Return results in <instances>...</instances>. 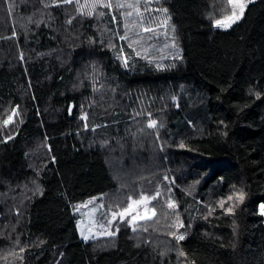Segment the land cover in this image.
I'll return each instance as SVG.
<instances>
[{
  "label": "trees",
  "instance_id": "obj_1",
  "mask_svg": "<svg viewBox=\"0 0 264 264\" xmlns=\"http://www.w3.org/2000/svg\"><path fill=\"white\" fill-rule=\"evenodd\" d=\"M94 2L0 0V264H264V0ZM162 181L81 237L77 203Z\"/></svg>",
  "mask_w": 264,
  "mask_h": 264
},
{
  "label": "rangeland",
  "instance_id": "obj_2",
  "mask_svg": "<svg viewBox=\"0 0 264 264\" xmlns=\"http://www.w3.org/2000/svg\"><path fill=\"white\" fill-rule=\"evenodd\" d=\"M254 1L256 0H252V2ZM249 4L250 3H248L247 6ZM229 15H231V13ZM225 17L220 18L218 20H223ZM235 23H233L230 27H217L216 24L215 26L219 29L226 30V29L231 28ZM12 119H13V116H12ZM160 185H161V188L156 195H151V196L148 194L143 195V197L147 198L146 200L142 199L143 197L139 199H132V200L130 199L131 201H138L139 203L135 205H131V201H130L128 207L131 205V207L134 210L130 212L129 214H126L123 218H121L119 213L123 211L124 209L118 210V209L109 207L104 201V195H96V196L86 199L83 202L77 203L74 207V211L78 217L77 226H78L81 237L84 239V237L87 236L88 237L87 240H91V239H97L101 237L112 236L115 233L114 223L117 220L124 221L127 219L129 224L134 226L142 221L151 219L156 214L154 207H152L153 200L156 196H159L162 194V198H166L171 203H173V197H172L173 185L169 184L168 181H165V182L162 181ZM263 202L264 200L261 201L260 205ZM114 212L117 213L115 218H113V215H112V213ZM133 216H135L136 218L133 219ZM109 221H111L110 224H109ZM108 233H112V234L109 235Z\"/></svg>",
  "mask_w": 264,
  "mask_h": 264
},
{
  "label": "snow or ice",
  "instance_id": "obj_3",
  "mask_svg": "<svg viewBox=\"0 0 264 264\" xmlns=\"http://www.w3.org/2000/svg\"><path fill=\"white\" fill-rule=\"evenodd\" d=\"M62 2L63 3H73L74 0H62ZM76 2L78 3V0H76ZM251 2H252V0H228V3L233 6L232 7V11H231V15L226 16L223 20H217V21H215L216 26L217 27H230L233 23H235L236 21H238L239 19L242 18L243 14H244V10H245L247 4L248 3H251ZM97 4H100L102 6L111 7L110 0H109V3H107V4H104V0H95V2L91 5V7L92 8H95L97 6ZM81 7H83V5ZM117 7H124V5L117 4ZM129 7H131V5H129ZM163 11L164 12H167V9H163ZM91 14H92L91 11H89L87 13V15H91ZM129 15H131V13H129ZM70 22L71 21H69V23ZM165 23H166V21H165ZM145 30L146 31H151L152 29H145ZM125 63H126V61H125ZM257 95H259V94H257ZM14 115H16L15 110L13 111V113H12L11 116H9L7 119L4 120L3 123L5 125L11 123L12 122V116H14ZM155 125H156V121L153 120L150 123L149 127H155ZM225 135H226V133H225ZM236 195H237V199L239 201L242 202L244 200V194L242 192L241 193H238ZM142 199H145L146 200L147 198L146 197H143ZM227 199L228 200H232L233 197L229 196ZM137 203H139V202L138 201H131V205H135ZM131 205L128 208L124 209L123 211H121L119 213V215L121 216V218H123L126 214H129L130 212H132L134 210L131 207ZM223 205H224V202L221 201V205L220 206L223 207ZM169 207H175V205L174 204H169ZM259 207H260V210H261V215H264V204H261ZM227 212L229 214H231L232 213V208L229 207L228 210H227ZM112 215H113V218H115L116 215H117V213L114 212V213H112ZM135 218L136 217L133 216V219H135ZM110 223H111V221H109V224ZM108 234L111 235L112 233H108ZM84 239L87 240L88 237L85 236ZM176 239L182 241V240L185 239V237H184V235H180V236L176 237Z\"/></svg>",
  "mask_w": 264,
  "mask_h": 264
},
{
  "label": "water",
  "instance_id": "obj_4",
  "mask_svg": "<svg viewBox=\"0 0 264 264\" xmlns=\"http://www.w3.org/2000/svg\"><path fill=\"white\" fill-rule=\"evenodd\" d=\"M69 113H70V115L72 114V107L70 108Z\"/></svg>",
  "mask_w": 264,
  "mask_h": 264
},
{
  "label": "built area",
  "instance_id": "obj_5",
  "mask_svg": "<svg viewBox=\"0 0 264 264\" xmlns=\"http://www.w3.org/2000/svg\"><path fill=\"white\" fill-rule=\"evenodd\" d=\"M263 201V200H262ZM261 203V202H260ZM259 210H260V207H259ZM260 213H261V211H260ZM263 217H264V215H263Z\"/></svg>",
  "mask_w": 264,
  "mask_h": 264
}]
</instances>
